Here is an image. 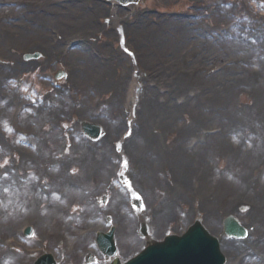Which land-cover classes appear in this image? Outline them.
Instances as JSON below:
<instances>
[{"label":"bare ground","instance_id":"bare-ground-1","mask_svg":"<svg viewBox=\"0 0 264 264\" xmlns=\"http://www.w3.org/2000/svg\"><path fill=\"white\" fill-rule=\"evenodd\" d=\"M82 3V2H81ZM101 3V2H99ZM35 8H39V5H37V3L34 4ZM116 5V4H115ZM72 8L74 6L70 5ZM78 6V5H75ZM82 6V4H81ZM133 6V5H130ZM105 5L99 6L97 7L98 11H102L105 12ZM129 11L134 10V8L129 7L128 6ZM39 15H35L37 18L43 20V22L47 21L48 19L50 20L51 18H47L46 15H44V13L42 14V12L39 9ZM106 12H111L114 13V15H121L124 14L126 11L123 9H119V8H113V10H110L108 8V10H106ZM84 16L81 20V22H75V20H73L71 17L68 18V20L70 21L68 23V25L66 26H81L83 30H86V33L88 34V37H90V39L92 41H94V34L92 33V29H99L98 24H93L89 21V16L92 15L90 12L86 11L83 12ZM100 17L101 16H111L110 13H104V14H99ZM117 18V17H116ZM115 18V20H116ZM123 19V17H121ZM58 20V22H60L59 24L61 25L62 30L65 32V34L68 32V29L64 26V24L62 23V19H66L65 16H61L56 18ZM150 15H144L142 19H140V22L138 24H135L134 27L131 26H125L122 29H124V32L126 34H129L133 36L134 40H132L134 48H136L138 46L139 43V38H141V36L143 34H145V36L148 37L149 39V33H152L153 35L155 34V32L158 30L160 31V29L158 27L160 26H155L152 23V20ZM175 21V26H176V32L181 34L182 32L186 33L187 29H188V25H187V21L186 20H181V19H177L174 20ZM17 31L16 32H21L20 27L18 26V29L15 28ZM15 33H10V37L14 38ZM257 32H261V36L264 35V30L262 31L260 29V31L257 30ZM35 35H40L43 36V38L38 39V37H36V39L41 41V50L45 53L44 56H48V55H52L54 54V51L52 49L49 48V45L47 44V40L45 37V33L43 30H36L34 31ZM260 36V37H261ZM162 38H167V37H163ZM176 37V35H175ZM168 42L171 41V38H167ZM198 44L200 43L201 47H199V49H197L196 51H194L195 55L198 56L197 60H199L200 62H205L207 60H211V58H215L218 61H222L224 60L223 58H221V55L219 51L217 50V47H214L210 42H209V38H198L197 40ZM47 44L48 47L43 48V45ZM232 45L231 42H228L226 44L221 43V46L224 48H228ZM258 46L261 45L264 48V39L257 44ZM86 46V45H84ZM83 46V47H84ZM174 46V45H173ZM185 46V44H184ZM203 47V48H202ZM230 48H234V46H231ZM81 49V48H80ZM167 49V48H166ZM204 49V50H202ZM160 50V51H159ZM158 53L153 54V53H145V55L147 57H144L147 61V59L151 60L154 59L155 57H157V55L159 54H168L169 59H167L168 63H170V65H182L183 67L186 65L187 63V51H184L185 48L181 45L179 48H177L176 46H174V48H172L171 50H168L167 52L162 48H159ZM225 50H232V49H225ZM237 50H239V52H242V55H240L241 57L235 58L234 62H239L242 61V68H244V72L238 73L237 71V65H235V67H230L228 69V73H224V78L220 77L221 75H217L214 78H209L210 82L212 83V89H207L205 85V87H198V89L201 91L202 95L199 97H196L194 99H196L197 101L193 102L190 101V103L188 104V107L182 108L181 110H171L170 113L168 114H164L161 117H154L151 120L148 121H157L156 125H152L150 126V132L148 133V140L152 141V137L151 135L154 134V136H164V132H167L169 127V123L166 124V120H169L168 117L171 116L174 117L175 114H177V112L179 111V113H185V112H194L197 113L195 114V117H197L198 121L197 124H195V126H193V128H191L190 130H187L185 128L179 129V127L176 129L177 131H179L180 135H184V132L186 133L187 131H190V133L194 134L193 132H196L199 130L200 126L205 125L206 122H209L210 118H207V115H204L203 112H201L200 110V105H202V103H206V105H209L210 102L214 101L215 104H213L212 106L209 105L211 107V110H215L221 112L222 117H218V115H216L213 118L219 119L218 123H222L223 124V131L220 134H216V135H207L206 136V141H204L203 137L200 135L201 137V142L203 144V149L205 148V151L207 153H210V148H213V150H219L220 149L222 151L225 152H230V153H234L239 160L240 164L245 165L241 170H239L237 173L236 177L235 176H231L229 179H226L223 175H219V177H217L216 179L214 178V174H212L211 172H213V170L209 171L208 168H210L209 164H204L201 162V160H203L205 157V153L206 152H200V148L198 147L199 144H197L195 151L192 152H187L183 150V153L187 154V157H185V159H183V157H181L183 160H189L192 159L193 155L194 157L196 155H198V160L196 161V159H194L196 162H199L200 165L197 167L196 169V173H200L199 176V181H197L196 184H192L191 182H187L184 183V187L181 190L185 191V192H189V196H191L190 198L193 199H199V201L201 202L199 210L202 211V213L205 214L206 219H209L212 215L213 216H220L221 214H223L225 211L227 210H231L234 211L236 209L235 205L236 203L240 200L241 202H246L248 200H252L251 202V210H250V223L247 225V227L249 228H254V231L252 232V235H258V239L255 241H253V245L250 246L252 249H257L258 251H260V256L257 255V253L253 252V255H257L259 258L260 257H264V188L262 190H260V185L258 183L254 182L253 183V177H254V167L259 163L260 161V151H258V148L260 145H264V56L260 57V54H264V53H260L259 51H253L252 48L250 47V45H246L243 42L239 43V47H237ZM255 53V54H254ZM77 56L72 58V61L74 63L77 64V66H79L81 68L80 72L76 75V81L74 83V86L77 84H82V87L79 89L83 95H85V93H87V87L88 85L86 84L87 81L89 80L90 77H92V75L95 73V77L97 83H100L98 85L99 89L102 91H107V89H109L110 85H115V83H118V81L116 80H112L111 77L115 76L118 77L117 72L115 71L116 66H118V68L120 67L116 62L115 59L113 57V59L111 61H106L105 64L100 63L101 60L97 61L94 59H91V57L89 56L88 60L86 57V53H85V49L82 48L81 50H79L77 52ZM257 54L258 58H252L254 55ZM53 56V55H52ZM148 56H150V58H148ZM11 58V57H9ZM119 60V58H118ZM250 61V64L248 66L247 62ZM125 66L127 65L125 61H121ZM115 66V68H114ZM114 68V70H113ZM1 72V69H0ZM124 73L128 72V68L126 67L125 70L123 71ZM116 73V74H115ZM182 78H180L178 84H177V90L180 89L181 87H183L184 85L188 84L191 85L193 84L190 80L188 79L189 77L185 74L181 73ZM137 80V76L133 77V80L129 81L131 85H135V82ZM80 82H84V83H80ZM121 82V81H120ZM108 84V85H106ZM85 85V86H84ZM133 85V86H134ZM84 86V87H83ZM131 88V87H130ZM137 89H139L137 86L134 88V95L132 97L138 98V92ZM182 89V88H181ZM223 90L222 96L220 98L221 95V91ZM156 90V89H155ZM157 91V90H156ZM215 91V92H214ZM155 93V91H153ZM183 92V91H182ZM130 93H133V89L131 88ZM158 93V92H157ZM120 94L117 93L115 94L113 97L114 98H118ZM159 95V93H158ZM241 96L242 99L244 100V102H246L250 107H242V112H238V113H234L232 110L229 112V108L233 105L235 99L237 96ZM172 95L170 94L168 100L171 102L172 99ZM124 101H127V93L123 94L122 98ZM121 99L117 100L118 102L121 101ZM123 101V102H124ZM151 101L149 100H144V108H146L147 111H153L155 110L157 104H149ZM84 105L82 108L79 109V111H75V115L79 116L80 118H78V120L76 121L78 124V121H82L84 120V118L86 117V113L87 111L90 109L91 104H89V101L86 99L84 101ZM68 107L67 102H63L62 105L61 103L59 104V107H56L58 111H51L50 112V117L52 118H58V121H66L67 118V114L65 112V108ZM197 107V108H196ZM199 107V108H198ZM113 108V112H111L118 120L117 121H111L108 118H101L96 120V123H100L103 122V120H105V124L107 125L108 129H110V131L108 132L106 130H104L105 136L101 139H99L97 142H91L89 140H87L86 138L80 136L79 134H77L76 137H72L70 135H68L67 137H63L62 133L60 134L59 131H55L56 127H54V132L57 133H51V136L48 137V139L51 141L49 142L48 146H47V153L50 159L53 158V154L56 153L60 159L55 161L54 163V168L59 169L60 171H51L50 173H52V177L50 179V182H48L47 184H50L54 187V189H63V185H66L69 181H71L73 186H77L79 185V183L77 182V178L78 176L81 178V180L85 183L88 184L92 187L97 186V184L99 183V178L101 180V176H103V174L105 175V173L110 172L113 169V144L112 142L116 141V137L114 138L113 132L114 130H119L120 128L124 127L125 128V120L122 119V114L119 111V107L118 104L116 102V104L112 105ZM141 114H144V109L141 108L140 111ZM209 114V113H208ZM73 115V114H72ZM75 115H73L75 117ZM204 115V116H203ZM35 119L37 121H45L42 117L39 116H34ZM223 118H226L225 120ZM34 119V120H35ZM74 118L72 117L70 120H73ZM215 119V120H216ZM28 120H33L32 117H29ZM147 121V122H148ZM194 122V121H193ZM255 122H259V125H257ZM255 123L252 126V124ZM200 125V126H199ZM105 126V125H104ZM233 127H237L239 131H243L242 135L239 136V140L243 143L237 144L236 143H230V138L224 137V133L225 132H229L230 129H233ZM115 128V129H113ZM145 129L148 128V125L146 124ZM162 129V132H155V129ZM252 129L251 132L256 135H254L252 137V141L255 143L254 146L256 147V149H249L248 147H244V149H242V145H248L245 142V131H247L248 129ZM175 130V129H173ZM140 132H142V130H139ZM140 132L137 131V134H140ZM55 136H54V135ZM53 135V136H52ZM139 139V141H138ZM133 137L131 141L129 142H123V149L128 152V150L131 149L132 154L134 156V162L136 167H138L140 169V172L143 169H147L146 171H150L151 169V177L152 180L155 182L157 181V183L159 181H162L161 184L163 186L166 187L167 190H172V186L169 183H165L163 182V178H158L157 176L153 175V167L154 166H162L164 161H162V159H167V156H169L167 154V146L166 144H162V142L160 140H158L157 144L156 142L153 141L154 146H157L156 149H158V151L160 152V156L159 158H157L156 160H154L153 162H149L146 160V162H141L140 159H137L136 157V150L138 149L141 150L144 145L142 144V142H145L147 139L145 138V136H140L139 138ZM124 141V140H123ZM261 141L260 145H257L256 142ZM92 143V144H88V143ZM237 142V141H236ZM101 143V144H99ZM206 144V146H204ZM230 143V144H229ZM63 145L65 146L63 148ZM110 145H112V147H109ZM51 146L54 147V149L51 148ZM153 147V146H152ZM51 148V149H49ZM13 150V149H12ZM31 151V149H30ZM204 154V155H202ZM182 155V154H181ZM202 155V158H201ZM32 159H35V163L38 162V167L39 170L44 172V166L47 167L49 166V163L47 160H41L38 156L34 155L32 156ZM36 157V158H35ZM234 156L231 154V159H230V164H232L234 162ZM245 159V160H244ZM52 162V161H49ZM73 163L77 166H79V168H76L75 166H73ZM162 163V164H161ZM13 166H15V164H13ZM179 167H181V165H179ZM71 170L72 172L75 171L74 173L76 175H73L71 177V179H69L68 175V171ZM159 168H156L154 170V174L158 175V171ZM181 171V170H180ZM142 178L143 174L141 173L140 175ZM146 181H149L148 176L145 177ZM177 180V178H176ZM175 180V181H176ZM246 180L248 181L247 186L244 187L243 184L246 182ZM27 182H30L31 180H26ZM180 181H182L180 184L183 183V179H181ZM8 184H4V187H8V194L5 195V204H4V210L7 211L8 214L11 213H15L18 211V208L21 205L27 204L28 206H31L32 209H34L33 213H32V217L34 218L36 216V214L41 213V212H47V216L44 218L42 217L40 220H37V224L39 227H46V224L56 220V217H54V213L55 210L57 209L54 208L51 212L48 209H39L38 204L40 201H43L42 197V193L39 190V185H34V183L32 184H24L23 185V189L21 191H17L15 188V185H13L12 181H7ZM87 185V186H88ZM264 187V184H263ZM2 188V187H1ZM151 188L153 189L154 186H151ZM151 189V190H152ZM176 189L173 188V190ZM2 191V190H1ZM237 191V192H236ZM175 192V191H174ZM5 193V192H4ZM3 193V195H4ZM171 193V191H170ZM72 196V194H70ZM79 199H84L83 194L79 195ZM153 202V199L151 200ZM122 203V200L119 201V203L116 204H120ZM1 209V208H0ZM2 211L0 212L1 215ZM174 213L173 209L170 210L167 214L171 217L172 214ZM49 214H52V217L49 218ZM168 218V217H167ZM5 226H7V228H10V225L8 223H4ZM98 227V226H97ZM217 228H215L214 230H216ZM160 232L162 231V224L160 227ZM91 233H89L88 235H90ZM250 234V233H249ZM86 235V236H88ZM72 240V243H74L75 245H78V243L81 241L80 239H78L77 237L74 236V240ZM86 242H88V238H86L85 240ZM138 241V240H137ZM228 245H231V247H223V252L225 253V255L228 256H232L235 255L236 257H240V253L238 252L239 250H242L241 248L242 245L241 242H235V241H229L226 242ZM15 245V243L13 244ZM136 243L131 244V246H135ZM11 251L8 253L7 251L4 250V253H2L0 251V258L4 259V261L0 262V264H14L16 262L17 259H19V257H17L14 254H10ZM232 262H235V259L232 257ZM18 261V260H17ZM230 264V263H229Z\"/></svg>","mask_w":264,"mask_h":264},{"label":"rangeland","instance_id":"rangeland-1","mask_svg":"<svg viewBox=\"0 0 264 264\" xmlns=\"http://www.w3.org/2000/svg\"><path fill=\"white\" fill-rule=\"evenodd\" d=\"M14 1H17L20 4V6H22V5L24 6V5H26L29 2V0H0V2L8 3V5H10L12 3L14 4ZM236 1H237V3H235V4L233 3L234 4L233 7H231L230 9H227V10H229V12H227L225 10V8L220 6V4L217 2V0H144V2L141 3L140 5H135L136 6L135 9H140L142 7H146L147 5L148 6H155V7H157V9L162 11V13H157V14L158 15H163V18H164L167 15V11L166 10H169V11H171V10H173V11H183V10L190 9L188 7L189 4H196L197 5V4H200V3H206V5L204 7H205V10H206V12L208 14L201 16V19L199 21H205V29L207 31V32H205L206 36L208 38H210L209 41L211 43H213V46L217 47V50L220 53L218 55H221L220 57L224 59L222 61L226 60L225 64H227L228 67L226 68V70L224 72H222L221 75L223 77L224 76L223 73H228V69L230 67H235V63L232 64L231 61H229V60L227 61V58L228 57L236 58V56L241 57L240 55H242V52L241 51L239 52V50H237V47H234V48H232L233 49L232 52H231L232 54L229 55L225 51L224 48L219 47L220 46L219 42H221L222 40H218V39L213 37V35H215V29H216L215 25L218 26L220 21L224 19L225 15L232 16L233 13H235V12L238 13L239 11H243V12H246L247 14L249 13L250 15H252V14L256 13V10H258V14H260V15L262 14V16L264 17V10L263 9L255 8V9L252 10L251 6L256 4L255 2H253L251 0H241V1L240 0H236ZM191 9H193V8H191ZM137 11L138 10H134L133 12H130V13H126V14L124 13L122 15H117V16L115 15V18L117 17L116 20L114 19L115 22L117 21V24L114 23L115 26L120 24V22H121V21H119L121 19L120 17H123V18L126 19L128 16H130L131 19H132L133 15L135 16ZM20 12L23 13L22 11H20ZM69 13H71V15H72L75 12H73V11L70 12L69 11ZM7 14L8 15H11V14L14 15L13 16V21L14 22L19 19V16H17V12H12L11 13V12L8 11ZM180 14H182V13H180ZM91 18H93L92 15L89 16V21L91 20ZM101 18L103 19V16H101ZM24 20L26 21V23L28 25L23 30L21 29V32H16L17 30L15 28L18 29V27L14 26V25H12V28H2V26H0V69L1 70L3 69L2 72L0 73V84L2 83V85L0 86V91L6 92V93L9 94V96H7L5 93H3L2 96L0 97V99L2 100V102H0V106H1L0 107V113H1V117L7 118V122L5 124V127H6V129L8 131V132H4V131L2 132L3 125L0 124V132H1L0 133V141H1V144H2L1 151H3L6 154H9L8 159L10 161H14L15 163H16V161L19 162L18 164H21L22 169H23V171H20V172H23L22 174L28 175L31 178L34 177L33 180H35L36 179L35 176H39L41 174L39 172L38 168H37L38 165L36 166V164L31 163L32 160L31 161H27V162H22V160L24 159L23 157L24 156L27 157L26 153H23V150H25V149L22 148V149H19L16 152H13L11 150L10 146H8L6 144V143L10 142L11 139H13L12 137H14L16 135V133H14L12 131V129L10 128V125H9V121H10V118H9L10 117V113H9V111L11 109L10 107L16 106L18 102H17V100H15L14 102H10V98L9 97H13V95H17L20 98V99L18 98L19 101H35V103L36 102L41 103L40 99H38V96H39V94H42V93L46 92V95H45L46 99H45L44 103H41V105L42 104L43 105L47 104L49 113H50V111L57 110L56 106H54V102L52 103L53 105H51L47 101V96H48L47 92L49 94V92L52 91L54 88L50 85L48 80L45 79L44 77H40V76H37V75L34 76V72H38L37 69L35 68V66L39 65L38 66L39 68H41V67L42 68L43 67L46 68L47 66L49 67L48 64H49L50 61L54 60V57L49 56V55L44 57L45 53L41 50V44H37V43H39L41 41L36 39L35 35H32V34H34V30L31 31L30 27L32 26L31 24L33 22V15L25 13L24 14ZM225 21H227V20L225 19L224 22ZM98 22H100V21H98ZM104 22H105V19H104ZM123 23H124V21H123ZM187 24H188L190 30H189L188 34H185V40L181 38V37H184V36L180 35L181 36L180 37L178 33L175 34V35L177 36V38L182 39L183 41H185L187 43L186 45H188V47H185L184 51H188V48H189V52H188V55L186 56V58H187V61L189 59H191V60H189L187 62L188 64L186 65L185 69L190 70L192 74H193V71H194V75H193L194 78H193V81H192L193 84L191 85L190 91L195 90L196 87H199L201 85H203V86L207 85V86H209V88H211L212 84L210 85L209 81L206 82L207 80H201V79H203V78L207 79L210 75H216V73L219 72L218 71L219 67H217V65L215 63H218L220 61H218L217 59L212 57L211 60L209 58V60H207V61L202 63V62H200L199 60L196 59V58H198L199 54L196 56L194 54L195 53L194 51H196L197 49H199V47H201L200 43L198 44L197 41H194L196 39L195 37H197V32H198V27H197L198 20L195 19V23H194V21L188 20ZM261 24L264 26V18L262 19ZM19 25L24 27L25 26V22L24 23L20 22ZM170 26L171 27H175V22L173 24H170ZM171 30L173 32H175V30H173V29H171ZM45 31H47L48 34L50 33L49 30H48V27L45 29ZM55 31H58L60 34L63 33L60 24H59V26L57 24H55ZM92 31H94V30H92ZM163 31L167 32L166 29L163 30ZM11 32L12 33L16 32V35H15L14 38L10 37V33ZM70 32L71 33H68L67 36H63V39H65V40L70 37L68 39L67 43L71 39L75 38L77 33H81V35H82L81 37L85 38L87 43L90 42V40L88 39L89 38L88 34L86 32H84V30L80 26H73V29H71ZM170 35H172L171 32H170ZM120 37L121 36L117 35V33L112 34V35H107L105 33V31L101 32V31L96 30V34L94 35V42L91 43V47H89V51L87 52L88 54L86 53L87 60L89 58V53L93 52L95 49H96L95 51L97 53H99V54H106L104 52V50L107 51V50H110V49H103L104 45L105 44H110V46H111V45L114 44V42H112L114 40L117 42V43H115V45L117 47L118 46L120 47V43H122V40L120 39ZM249 37H253V35H251V30L248 27V29L246 31V38L248 39ZM41 38H43V36H41ZM53 38H54V35H52V39ZM145 38H146V36H145V34H143L141 36V38H139V43H138V46L136 47V49L134 50V48H132L133 51H136V53H139V54H137V58H140V60L137 59V61H138L137 70L140 71L141 69H144L143 71L144 72L146 71V73H147V75L145 77H137V80L135 82V83H139L140 82V84H142L144 86V88L142 90L143 93L138 94V98L134 99V97H132L134 95V88L132 87V85H130V87L133 89V93L131 94L130 93L131 88L130 87L128 88V84L126 85V84L120 82L122 80V76H123V74L121 73L123 67H119L118 68V66H116V68L114 66V68L116 69L118 77H115V76L111 77L112 80H116V81H118V83H115V85H110L109 89H107L106 92L99 89L98 85L100 83H98V84L96 83V77H95V73H94L92 75V77H90L89 80L86 83L88 85V87H87V93H85V95H84L85 97H83L82 92L79 91L77 93L78 89H80L82 87V84H77L74 87V83H75V81L77 79L76 77H75V79L73 81V85H72V83H70L71 86H73L75 88L74 90L71 88V91H70L71 95H74L75 97H77L79 99H82L81 103L83 102V98L87 99L89 101V104L92 105V107H91L92 108L91 113H92L94 111H97V109H98L100 104L108 103L107 101H108L109 97H111V96H113V95H115L117 93L120 94L119 95V97H120L122 94H126L127 93V99L128 100L124 101L122 99L124 102L120 101V102L117 103L120 110L123 108V109H125L127 111V113H124V116H122V118H127V117H125V115H128V116H130V118H132V116H131L132 112L131 111H133V104L137 103L136 104L137 108L141 107L140 106V102H141L142 105H144V102L141 101L143 99L142 96L144 98L150 100L151 102L149 104H151V105L155 104L157 101H158V103H161L159 101V97H160V100H161V97H163L164 95L160 94V96H159V95H157L156 92L154 93L153 92L154 90H152L154 88V86H150V83L157 84L155 86V88H158V90L170 89L172 87V82H173L172 76H175L174 74H176V73H174L173 68H170L168 71H165L161 75H157V76L152 75V73L154 71V67H157V66H159L161 64L159 62V60L162 62V64H164V62H166L167 54H164V55L162 54L163 57H160L158 61H154L156 63L153 64V63L149 62L148 66H146V64L144 63V61H146V59L143 57L145 55H144V53H142L143 50L144 51L148 50L147 49V45L143 44L145 42ZM160 38H161L160 35H156V39L155 40H153L154 37H152V39H150V40L149 39L147 40V43H149V46L151 47V50L154 51V53H156L158 51V49L160 48V43H159L160 42ZM104 39L106 40V42L104 41ZM132 40H134V38ZM172 40L173 39H171V41ZM50 41H52V40H50ZM157 42H158V44H156ZM61 45H62V43H61ZM235 45H238V43H236ZM133 46H132V43H131V47H133ZM45 47L47 48L48 45L44 44L43 48H45ZM155 48H157V51L154 50ZM164 50L167 52L168 47H165ZM202 50H204V49H202ZM262 50H264V49H262ZM28 51L41 52L43 57L40 59V61L38 63H35V65L31 67V70L27 74L23 75V74H21L19 72H15L13 70V67H14L15 63H17V61L22 63L23 62L22 55L24 53L28 52ZM118 51L119 50L114 49L113 52L118 53ZM140 52H141L142 55L140 54ZM146 52H148V51H146ZM60 53H62V52H60ZM9 57H11V58H9ZM40 62H41V64H39ZM56 63L59 64L57 61H56ZM61 64H64L62 66H65V68L68 67L70 70H72L73 74H74L75 65H74V67L71 66V65H68V64L65 65V62H61ZM40 65H42V66H40ZM131 66L135 67V65H130V67ZM239 66H240V62H239ZM42 68H41V70H43ZM212 68H215L214 71H211ZM174 70L176 71L177 69H174ZM238 71H239L238 73H240L239 69H238ZM212 72H215V73H212ZM202 74H204L205 76L203 78L199 77ZM140 76H142V74ZM17 77L18 78L23 77V78L22 79H17L16 81H14V82H12L10 84V79L17 78ZM4 78H5V83L3 82ZM130 79H131V77H127L125 79V81H128ZM166 81H168L169 83H167ZM80 83H84V82H80ZM122 84H123V86H122ZM106 85H108V84H106ZM187 86H189V85H184L182 89L184 90ZM26 90H28V92L30 91V92L34 93L33 99H28V97L26 95L27 93H25ZM56 93H57L56 91H53V92H51L49 94V96L52 99H59L60 95L55 96ZM164 93L167 94V95H169V93L173 94V98L171 99L172 100L171 102H175V99H176L177 96L178 97L182 96V94L174 93V91H172V92L168 91V92H164ZM222 93H223V91H222ZM68 96H70V95H68V94L65 95V101L67 103L70 102V99L68 100V98H67ZM96 97H100V99H101L100 103H98V104H96V102L94 101ZM57 103H59V102H57ZM71 103H70L71 105L74 104L73 102H71ZM81 103L78 106H76L77 107V111H79V109L83 107L81 105ZM161 104H162V106H159L157 104L155 110H153V111L156 112V116H159V117H161L164 114L170 113V110H168L169 108L166 105H164L163 103H161ZM213 104H215L214 101L210 102L209 105L212 106ZM121 105L124 106V107L121 108ZM209 105L207 106V105L203 104L202 107H200L201 112H204V111L208 112L211 109V107ZM244 106H248V104L246 102H244L242 97L239 95V96L236 97L233 105L229 108V112L231 110L234 113H238L239 111L242 112L241 109ZM30 107L33 108V105L30 106ZM68 108L71 110L70 106H68ZM69 109L65 110V112L67 114L66 120H68V121L72 117V115H71L72 112ZM171 110H177V109L173 108ZM137 111H139V110L137 109ZM144 111L145 112H144L142 118H141L139 112H138L139 115H137V116L135 115V117H136V119H138V120H136V123L140 124V128H141L143 122H144V127H145L146 124L148 125V128H146V129L142 128L143 129L142 134H144L145 138L147 139V141L144 142V143L142 142V144H144L146 146V149H151L152 146H154L153 141L156 142V144H157L158 140H160L162 142V144H166V146L169 147L172 150L173 146H171V145L172 144L176 145V140L175 139L179 135L178 134L179 131H177L178 130L177 128L179 127V129H182V128L187 127V126L193 128V126H195V124H197V122H199L197 117H195V114H197V113H194V112H192V113H190V112L181 113L180 112L179 113V111H178L177 114H175V116L173 118H171V116H170V117H168L169 120H166V124H168L169 121L170 122L173 121V120H175V121L173 123H171V126H169L170 128L168 129V131L164 132V136H158V135L154 136V134H152L151 137L153 139L151 141V140H148V133L150 132V128L149 127L152 126L155 121H148V120H151L152 118H154L156 116H151L152 113H153L152 110L151 111H147L146 108H144ZM31 113L33 115H38V116L41 115L40 113L46 114V113L40 112L38 107L37 108L34 107L32 109ZM24 115L25 116H22L21 118H19V120L17 122V126H18L17 128H19V131H26V130H33V132L34 131L35 132L39 131L37 133V135L34 132V134H35L34 137H35V139L36 138H38V139L41 138L40 139L41 143H42L41 147H42L43 154H44L43 160H47L48 161L50 158L47 157L48 154H47V149H46L47 147L46 146L49 143V139H47V136H49L50 131L54 128V127L51 126L53 121H49L50 119H47V121H45L44 124L36 126V125H33L34 123H37L36 120L35 121L29 120V121H32V122L29 123L28 122L29 114L27 113V114H24ZM204 115H207L208 118H210L209 119V123H212V124L207 125V126L203 125L205 127L203 129H206L207 127H212L213 128V127H215L217 125V123H214V122H219V119L215 118L216 120H214V118H213L216 115H218L219 118L222 117V114H221L220 110L215 112L214 109L209 111V114L208 113H204ZM91 116H92V114H91ZM176 117H178V118L176 119ZM76 119H77V116L74 117V120H76ZM55 121L57 122L58 119H56ZM70 121H73V120H70ZM104 122L105 121L103 120L102 123H104ZM104 125L106 126V129L109 132L110 129H108V127H107V125L105 123H104ZM8 129H11V131H9ZM173 129H175V130H173ZM236 129H237V127H236ZM123 130L125 131L124 127L122 128V130H120V133ZM154 131L155 132H162V129H158L157 128ZM36 136H39V137H36ZM192 136H195V133L192 134ZM179 137L181 139H183V140H179L177 142L178 144H184L185 142L188 143L190 141L189 138H184V136H179ZM232 140H233V138H232ZM138 141H139V139H138ZM64 147L65 146L63 145V148ZM109 147H111V145ZM154 147L157 148V146H154ZM250 148L253 149L252 147H250ZM203 151L204 150L201 149V153ZM262 151H263V149L259 153L261 154V156L263 158L264 151L263 152ZM231 154L233 155L234 153L225 152V151H222L221 149H220V151L217 150V149L213 150V148H210V153H208L207 156H205V158H204V159L208 160L210 165L212 163V168H211V166H210V168H208L209 171H211L213 169L214 173H217L218 177H219L220 173L229 174L230 171H231V173L238 172V170L241 167L237 163L230 164ZM261 156H259V157H261ZM195 158H196V161H197L198 158H199L198 155H196ZM201 158H202V156H201ZM57 159H58V156H57L56 160ZM234 159H235L234 161H236V158H234ZM166 160L167 159H165L164 161L167 162ZM4 161L8 162V160H3L2 162L0 161V169L1 170H6L8 168V166L4 163ZM222 163H224V164H222ZM32 164H33V167H32ZM133 165H134V163H133ZM73 166H75L74 163H73ZM195 166H198V162H193V167H195ZM221 166H226L225 167L226 169L221 168ZM164 168L165 167H160V171H161V169H164ZM254 168H255V176H254V178L255 177L257 178L259 176V174H258L259 173V167H254ZM134 169H135V167H134ZM220 170H221V172H220ZM136 172L137 171L132 173V176L133 175H138V173H136ZM193 173H194V171L192 169L190 171V179H191V177H194ZM68 174H69V172H68ZM47 175H49V174H47ZM42 176H44V173L42 174ZM49 176L52 177V174L49 175ZM224 177H227V176L225 175ZM69 179H71V178H69ZM144 183L145 182H143V184ZM247 183H248V181L246 180V182L243 184V186L246 187ZM100 184H101V180L99 182V185ZM67 192H68V190H67ZM96 192L101 194L104 191L103 190L102 191L101 190H98V191L95 190L94 193L97 194ZM99 194H97V195H99ZM178 195L179 196H185L186 194L185 193H178ZM178 198L179 197L176 194V205L179 204V202H181L183 204H185V203L186 204H190L189 202H186L185 199H182V198L178 199ZM0 203H2V202H0ZM191 205H193V206L195 205V214H193V212H192V215H194V219H195V217H198L196 215H200L202 217L203 216L202 212H200V210H198L199 208L196 206L197 205L196 200L193 201V202L191 201ZM151 206L152 205H150V204L148 205V207H149L148 208V211H149L148 213H150L153 216V214H155L154 212H155L156 207L162 206V204H161V202H158L154 206H152V207ZM164 206H166V205H164ZM237 206H238V202L236 203L235 207H237ZM170 207L171 206H169L168 203H167V208L169 209ZM184 207L190 208V207H188L186 205ZM196 207L198 208L197 210H196ZM249 207H250V205H245V206L241 205V206L237 207L238 208V211H236L237 213L234 212L235 215L239 216L238 218L244 224L245 223H250V220H251V218H249L250 217V215H249V212H250ZM234 213L233 212H227V214H223L222 215V217H223L222 219H224L226 216L234 214ZM21 217H22L21 220L24 219L23 216H21ZM17 218H19V217H17ZM202 219H204V218L202 217ZM209 220L210 221L206 220V222H205L206 225L209 226V227H210L211 224H216L217 227H218L220 225V222H221V219L219 218V220H218L217 217H211V219H209ZM21 222H19V224ZM25 222L26 221H24V223ZM34 222H35V220H30V221L28 220L26 223H32L34 225ZM135 222H137V221H135ZM19 224H18V222H16L14 224L15 230H10L6 235H14V234H16L17 228L19 227ZM171 225H172L171 227H173L174 229L181 231V229H179L180 227H177L176 225H173V223ZM152 227H154V226H152ZM117 229H118V226H117ZM210 229H211V227H210ZM212 231H213V233H215L220 238L224 237V234L222 232L217 233L218 231H215V230H212ZM6 235H2V236L4 237ZM154 235H155L156 238L160 237V235L157 234V233H155ZM17 236H18V239H19V236H21V235L18 234ZM45 238H46V235L41 238L39 244L32 242V244H29L27 247L28 248L29 247H33V246H35V248L36 247H40V246L43 247L42 244L45 243ZM118 238L120 239L119 234H118ZM54 243L55 242H53V244ZM17 244H19L21 247L23 246V243L20 242V241ZM47 248L53 249L52 246L51 247L47 246L46 249ZM84 252H86V250H84ZM131 253H133V252H131ZM126 254L128 255L130 253L126 252ZM32 260H33V258L31 259V261ZM73 261H77V258H74ZM73 261H71V262L73 263ZM22 264H28V263L23 262Z\"/></svg>","mask_w":264,"mask_h":264},{"label":"snow or ice","instance_id":"snow-or-ice-1","mask_svg":"<svg viewBox=\"0 0 264 264\" xmlns=\"http://www.w3.org/2000/svg\"><path fill=\"white\" fill-rule=\"evenodd\" d=\"M9 131H11V129H8ZM5 164H7V161L4 162ZM125 163V167L127 166V161L124 162ZM7 177V173H5V178ZM130 184V182H129ZM139 198V197H138Z\"/></svg>","mask_w":264,"mask_h":264}]
</instances>
